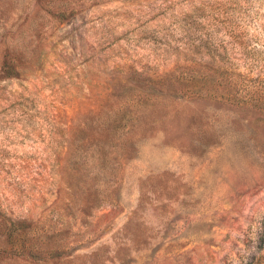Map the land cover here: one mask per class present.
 I'll use <instances>...</instances> for the list:
<instances>
[{
	"label": "rangeland",
	"instance_id": "374dc122",
	"mask_svg": "<svg viewBox=\"0 0 264 264\" xmlns=\"http://www.w3.org/2000/svg\"><path fill=\"white\" fill-rule=\"evenodd\" d=\"M0 264H264V0H0Z\"/></svg>",
	"mask_w": 264,
	"mask_h": 264
}]
</instances>
